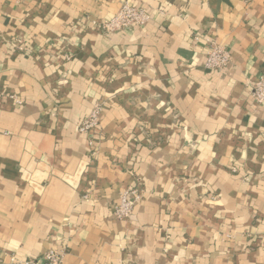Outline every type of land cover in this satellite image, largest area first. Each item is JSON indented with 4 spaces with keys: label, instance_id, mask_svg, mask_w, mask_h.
<instances>
[{
    "label": "crops",
    "instance_id": "0c3cea01",
    "mask_svg": "<svg viewBox=\"0 0 264 264\" xmlns=\"http://www.w3.org/2000/svg\"><path fill=\"white\" fill-rule=\"evenodd\" d=\"M121 1L0 0V264L50 247L65 264H264V0H132L145 24L104 30ZM210 40L226 69L205 67Z\"/></svg>",
    "mask_w": 264,
    "mask_h": 264
},
{
    "label": "built area",
    "instance_id": "2783aa9c",
    "mask_svg": "<svg viewBox=\"0 0 264 264\" xmlns=\"http://www.w3.org/2000/svg\"><path fill=\"white\" fill-rule=\"evenodd\" d=\"M148 19L149 13L145 6H137L132 0H122L119 11L112 18L101 21L99 25L110 32L143 25ZM230 63V51L215 40H210L206 49L205 67L221 71L226 69ZM251 94L258 103H264V73L256 82L252 83ZM17 101L19 102L18 99ZM101 112L102 107L96 105L79 125V130L82 133L92 134V131L99 129ZM91 153L93 154L92 150ZM138 183L121 193L120 200L114 207V214L117 219L125 220L132 216L136 202L143 197L145 191L144 187H141ZM67 253L68 249L66 247H50L43 255L37 257L19 258L12 255L11 262L14 264H65Z\"/></svg>",
    "mask_w": 264,
    "mask_h": 264
}]
</instances>
